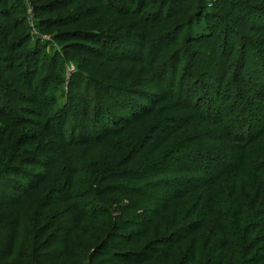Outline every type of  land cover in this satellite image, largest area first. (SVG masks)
I'll return each instance as SVG.
<instances>
[{
    "label": "trees",
    "instance_id": "1",
    "mask_svg": "<svg viewBox=\"0 0 264 264\" xmlns=\"http://www.w3.org/2000/svg\"><path fill=\"white\" fill-rule=\"evenodd\" d=\"M196 1L164 0L149 13L159 2L51 0L35 6L43 30L71 28L112 13L134 19L123 36L58 33L61 50L44 63L47 45L17 33L14 18L23 14V5L0 0V117L36 129L32 142L28 135L21 138L24 146L37 148L43 133L51 139L26 161L42 173L26 176L17 167L0 171V261L12 256L29 201L38 199L40 212L68 202L73 192L64 176L75 170L76 156L103 135H125L134 141L131 151L123 146L114 153L110 161L115 164L76 195L69 219L60 213L37 227L25 264H264V154L248 147L260 137L250 141L253 133L247 139L227 126L210 129L200 102L182 99L191 91L185 77L176 78L181 50L169 54L184 31L172 27L174 18L191 12ZM216 6L209 10L198 0L194 21L204 22L205 31L186 40L195 53L209 52L208 82L221 101L217 115L223 125V107L234 94L237 102L247 101L244 94L264 101V0H220ZM193 23L190 19L186 26ZM236 44L244 58L234 71ZM64 61L76 63L77 71L68 84L67 103L58 108L54 92ZM140 67L153 73L161 94L147 95L149 82L132 79ZM197 119L205 130L209 127L204 137L217 147L171 156L175 139ZM263 124L255 125L259 134ZM3 139L0 134V147ZM223 144L233 147L229 153ZM150 186L160 192L150 195ZM112 198H131L132 207L112 218L102 205ZM143 205L147 214L138 211Z\"/></svg>",
    "mask_w": 264,
    "mask_h": 264
},
{
    "label": "rangeland",
    "instance_id": "2",
    "mask_svg": "<svg viewBox=\"0 0 264 264\" xmlns=\"http://www.w3.org/2000/svg\"><path fill=\"white\" fill-rule=\"evenodd\" d=\"M12 1L15 7L23 5L25 9L23 14H20L14 18L16 24L18 23L19 25V30L17 32L18 35H31L34 40L40 39L44 44L47 45V49L42 55V60L44 63L48 62V60H50L56 52H60L61 50L62 44L58 42L56 38L58 33L67 30H88L101 31L113 35L123 36L128 32L130 24L134 21L133 17H123L119 14L112 13L90 23H77L71 28L43 30L39 27L38 19L35 17L33 11L35 6L48 3L51 0ZM156 1L159 3L154 4L153 7L147 11V13L152 12L154 9L156 10L159 7L160 2L164 0ZM219 1L220 0H204V3L207 5V9L212 10L217 8L216 5ZM196 3L197 4H195V7L191 12L182 16L181 18L175 17L172 23L173 28L176 26L184 27L183 34L180 36L179 40L169 49V54L171 55L177 50H181L182 52L183 59L178 67L176 78L177 82H181L182 78L185 77V82L191 91L190 93L184 91L182 93V99H184V101H187L188 99V102L192 103L193 105L200 102L198 104L199 106L201 105L200 111H203L204 113L207 111L206 114L208 120L210 121V125H212L210 129L223 130V127L227 126L235 133H244L246 137L249 132L253 133L251 134L252 136H249L250 138L252 137V139L247 137V139H250V141L260 137L258 140H256V142H254V144L252 142H248L249 144H247L249 145L248 147L254 148V152H262L264 154V132L259 134L261 131L259 132V128L257 129L255 127V125H260L261 121H264V101H254L244 94L243 97L245 96L247 101L240 100L237 102L235 101L237 98L234 94V97L228 106L223 107V125L221 124V119L218 118V107H221V101H217L215 98V92L213 90L214 88L212 84L208 82V76L212 73V69L207 65V62L205 63V59L208 58L209 52L207 49H203L200 54L195 53L191 46L187 44L186 40L189 35L196 36L205 31L204 22L197 24L196 21H194V19L196 20L195 14L198 10V0ZM190 19L191 21L195 22V24L193 23L194 25L192 27L186 26V22H188ZM235 42L238 43L239 40H236ZM236 47L237 54L232 58L233 64L231 65L233 66L234 71H236L235 69L237 65L242 62V58H244L240 52V44H236ZM75 71H77L76 63L64 61V65L60 69V84L57 87V90L54 92L58 101V108H62L67 103L68 84L70 82L71 75ZM231 76H234V72ZM132 79H146L149 82V86L145 88L147 95L162 93L159 83L157 80H155L153 73H151L150 70L146 68L140 67L132 75ZM256 82V85H258L259 82ZM236 83H234L235 88L238 87ZM237 90H239V88H237ZM224 93L225 92L223 91L221 95ZM147 99L148 98H146L144 101L146 106L151 104L150 100ZM91 104L93 109H95L96 101L93 99V97L91 99ZM240 107L241 112H239ZM126 116L131 118V115L127 112ZM205 126L207 127V125ZM262 126L264 128V124ZM207 128L209 129V127ZM206 130L201 119L195 120L193 126L189 130H185L181 137H177L175 139V144L172 146L174 147V153L170 155L176 156L180 152H186V154L189 153L192 155L193 153L199 152L200 150L198 149H200V147H217V144L209 140L210 137H204V131ZM35 133L36 129L33 126H13L0 117V134H2L4 138L0 147V171L8 167H17L26 176L35 175L44 171L40 167L26 163V161L35 153H37L39 149L46 148L51 144V139H49L43 133L37 148H32L30 145H22L23 142L21 141V138H23V136L28 135L29 137L26 140L32 142V138L34 137ZM257 145L260 146L256 148ZM123 146L126 147L127 153L130 152L132 147H134L133 139L130 137L127 138L125 135H116L115 137L103 135L101 140L96 139L93 146L86 148L81 154L76 156L75 170L72 171L68 176H64L65 181L69 180L71 182V191L73 192L68 202L52 204L48 206L43 212H40L38 210V199L30 200L29 208L25 211L22 217L19 240L16 242L12 256L1 260L0 264H25V257L27 256V253L34 246L35 232L37 227H40L45 222L56 220L60 213L64 214L66 220L67 218L69 219L72 214L71 207L73 203L78 200V196L76 195L82 193L87 188V186L90 185L93 178L99 174L98 172L107 167L110 162H112V165L115 164L114 160H110L113 159L114 153L116 151H121ZM197 147L199 148L196 149ZM225 147H227L226 150H228V153L230 152V149L233 148L232 146L230 147L224 145L223 148ZM228 156H230V154H228ZM184 176L189 177V175ZM170 177L174 176H169V178ZM157 188L158 186L155 188L150 186L147 187V190L150 195H156L157 192H160L157 190ZM132 204L133 200L131 198H112L107 202V204L102 205L110 212L111 217L113 218L118 217L123 211L131 208ZM147 207L148 206L143 205L138 211L141 214H147L146 212L149 208ZM205 254L206 252H204V256Z\"/></svg>",
    "mask_w": 264,
    "mask_h": 264
}]
</instances>
